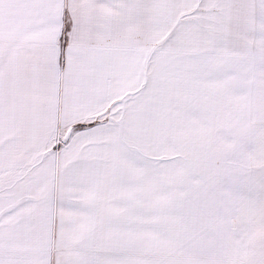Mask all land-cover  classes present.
I'll use <instances>...</instances> for the list:
<instances>
[{"label":"snow or ice","instance_id":"snow-or-ice-1","mask_svg":"<svg viewBox=\"0 0 264 264\" xmlns=\"http://www.w3.org/2000/svg\"><path fill=\"white\" fill-rule=\"evenodd\" d=\"M0 264H264V0H0Z\"/></svg>","mask_w":264,"mask_h":264}]
</instances>
